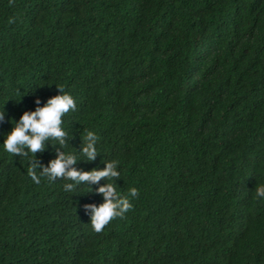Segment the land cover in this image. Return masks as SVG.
<instances>
[{"label": "trees", "instance_id": "trees-1", "mask_svg": "<svg viewBox=\"0 0 264 264\" xmlns=\"http://www.w3.org/2000/svg\"><path fill=\"white\" fill-rule=\"evenodd\" d=\"M57 87L76 103L64 145L8 153ZM3 110L0 264H264V0H0ZM59 153L117 161L132 209L96 233L84 205L109 181L40 177Z\"/></svg>", "mask_w": 264, "mask_h": 264}, {"label": "clouds", "instance_id": "clouds-1", "mask_svg": "<svg viewBox=\"0 0 264 264\" xmlns=\"http://www.w3.org/2000/svg\"><path fill=\"white\" fill-rule=\"evenodd\" d=\"M57 88L60 95L49 99L43 107H39L41 101L37 99L35 101L36 110L24 112L19 123L14 122L15 126L7 135L3 145L8 153L23 157H28L31 153L35 156L37 152L44 151L45 141L49 139L64 145L66 132L61 128L62 117L70 110L75 111L76 103L70 94L64 92L63 88ZM4 120L5 112L3 110L0 112V123ZM84 139L86 144L82 148V155L86 157L87 161H94L98 155L96 143L99 138L89 131ZM76 163L77 157L74 154L59 153L48 167L42 168L40 177H46L49 181H54L60 177L75 182L64 184L66 191H72L82 182L95 185L101 180L109 181L97 189V193L102 195L104 199L101 205H84L85 213L90 214L92 229L96 233H100L111 220L117 217L123 218L132 209L133 205L129 197H138V190L134 187L130 188L127 195L117 192L116 184L111 182L120 178V172L117 171V161L106 162L104 170L93 169L90 172L78 171L73 167ZM37 167L42 166L32 163L28 169V174L34 183L39 184L40 177L35 172ZM254 191L256 198H264V185H258Z\"/></svg>", "mask_w": 264, "mask_h": 264}]
</instances>
